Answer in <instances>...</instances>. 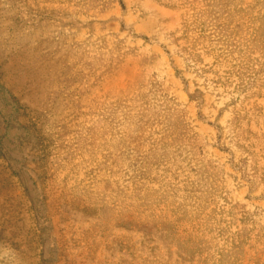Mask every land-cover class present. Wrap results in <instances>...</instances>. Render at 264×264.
Returning <instances> with one entry per match:
<instances>
[{"label": "rangeland", "instance_id": "1", "mask_svg": "<svg viewBox=\"0 0 264 264\" xmlns=\"http://www.w3.org/2000/svg\"><path fill=\"white\" fill-rule=\"evenodd\" d=\"M0 264H264V0H0Z\"/></svg>", "mask_w": 264, "mask_h": 264}]
</instances>
